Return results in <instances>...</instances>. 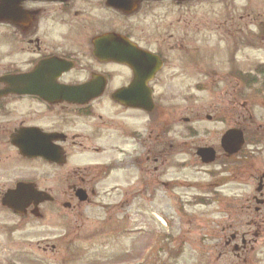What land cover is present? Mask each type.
<instances>
[{"label":"rangeland","instance_id":"374dc122","mask_svg":"<svg viewBox=\"0 0 264 264\" xmlns=\"http://www.w3.org/2000/svg\"><path fill=\"white\" fill-rule=\"evenodd\" d=\"M193 4L163 2L128 21L168 64L154 81L153 113L113 115L106 98L96 106L102 119L92 126H117L98 156L71 151L70 168L97 163L85 203L61 197L58 169L0 162V188L34 177L60 201L38 217L0 210V264H264V209L246 210L257 196L249 172L264 170V0ZM231 128L245 145L229 160L219 142ZM200 147L214 148L216 161L200 163ZM242 236L246 249L235 251Z\"/></svg>","mask_w":264,"mask_h":264},{"label":"flooded vegetation","instance_id":"af4514ba","mask_svg":"<svg viewBox=\"0 0 264 264\" xmlns=\"http://www.w3.org/2000/svg\"><path fill=\"white\" fill-rule=\"evenodd\" d=\"M118 1L0 0V162H35L49 172L53 168L60 170L66 183L62 198H68L69 194L75 198L77 190L87 194L90 176L95 177L96 173L97 163L88 164L83 160L79 163L83 167L70 168L69 164L73 165L71 151L77 150L79 153L74 154H82L80 157L98 156L106 151L100 139L107 140L117 126L115 121L113 127L110 122L92 126L89 121L102 119L96 113L98 103L100 105L106 98L113 115L126 111L143 112L118 103L112 96L134 84L137 70L148 65L146 55L152 56V65L161 63L154 77L146 82V88L152 91L155 111L154 81L166 68L169 56L160 47H151L145 32L137 30L128 21L142 10L149 11L152 5L167 2L180 7L196 4L199 0H124L125 9L132 8L129 12L119 8ZM102 38L108 40L105 45L101 44ZM118 38L130 45L126 64L106 54L114 48L112 41ZM124 76L125 79H121ZM110 86L113 87L111 90ZM68 89L99 94L79 98V103L71 99L78 96L75 91L65 97ZM98 140L100 145L95 146ZM45 149L49 150L51 160L33 155L32 151ZM21 150L27 151L26 154H21ZM246 159L241 158V164L255 167L250 163L251 159L242 162ZM249 173L253 178L257 176V196L251 198L252 203L246 201V210L251 211L254 204L253 213L258 215L264 209V170L257 168L256 172ZM70 174L76 177L79 185L70 188ZM42 176L39 177L46 181L48 172ZM19 178L10 186L0 188V210L9 211L2 206V200L20 182ZM24 179L35 183L39 192L52 198L37 206L31 204L23 212L24 216H42L41 210L45 206L59 205L54 190L40 185L34 177ZM91 193H94L93 189ZM70 203L64 202L61 207L69 205V209ZM236 239L232 235L226 243ZM239 242L240 245L234 243L232 249H246L243 236Z\"/></svg>","mask_w":264,"mask_h":264},{"label":"water","instance_id":"95a60500","mask_svg":"<svg viewBox=\"0 0 264 264\" xmlns=\"http://www.w3.org/2000/svg\"><path fill=\"white\" fill-rule=\"evenodd\" d=\"M125 3L126 2L124 0H119L117 6L119 8L125 9L126 8ZM125 10L129 12L132 10V8L130 10L129 9H125ZM107 41L108 40L102 38L101 44L105 45ZM112 45H114V48H112V50L107 52L106 54H109L111 57H114L115 60L126 64L128 62V56H129L128 49L130 45L119 38L117 40L112 41ZM146 59L148 61V65L143 70L140 69L137 70L136 72L137 80L134 82V84L126 89L116 92L112 96V98L126 107L140 109L146 112H151L154 107L151 101V93L146 88V82L152 78L154 72L159 67V65L157 64L152 65L151 63L152 58L148 55H146ZM31 77L32 76H30L29 78ZM74 91L77 93L78 96L71 99L75 101L82 97H88L94 94H99V92L86 94L82 90L68 89L65 90V92L67 93L65 97H69L68 94ZM220 143L224 152L227 153L229 156H231L239 152V150L242 148L244 144L243 134L239 130H229L223 135ZM20 152L21 154L24 155L26 154L27 151L21 150ZM32 152L34 153L33 154L34 156L46 157L48 160H51L52 158L48 149L36 150ZM197 156L200 157L203 163L207 164L214 161L215 152L211 148H201L197 150ZM48 197L49 196L45 195L44 193L38 192L32 184L19 183L14 190L9 191L8 193L5 194L2 200V205L16 212H24V210L30 204L37 206L40 202H43L45 200H50V198ZM76 197L80 202H84L87 198L85 193L81 190H78L76 192Z\"/></svg>","mask_w":264,"mask_h":264}]
</instances>
